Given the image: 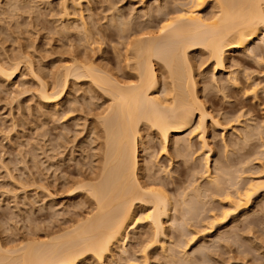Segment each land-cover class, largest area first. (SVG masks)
I'll return each mask as SVG.
<instances>
[{"label": "rangeland", "instance_id": "374dc122", "mask_svg": "<svg viewBox=\"0 0 264 264\" xmlns=\"http://www.w3.org/2000/svg\"><path fill=\"white\" fill-rule=\"evenodd\" d=\"M59 1L0 0V61L7 62L10 59L25 55L32 59V68L36 74L39 73L38 76L41 75L42 79L49 85H51V80L56 77V73L58 74L66 61L68 62V59L74 54L87 55V59L91 61L95 59L94 63L97 65L102 63L100 66L105 67L110 72L112 71V74H117L116 77H123L124 73L127 72V70H122V66L125 67L126 65V60L123 59L126 56L125 47L129 40L133 39V37L135 38L144 29L148 30L152 26L160 25L162 16L173 15L174 10L178 11V8L182 9L187 6L186 0H80L83 12L82 16L81 14L79 15L83 19L81 17H79L81 19H78L76 17L79 16L78 12L75 13L70 7L73 10H70L72 15H75L72 16L75 20L73 19V21L71 17V24L69 25L67 22L69 20L59 15ZM160 9L163 10L161 11ZM212 9L211 5H207L203 8L201 14L207 16L214 11ZM118 18H121V20ZM65 20L69 27L66 25ZM117 20L121 21L120 23L123 25L120 26V28L122 27L120 31L130 23L129 31H125L123 36H120L123 31L121 34L119 33V25L117 24L119 22ZM123 20L127 22L125 23ZM80 22L85 23L83 25L89 27L90 34H86L87 32L83 30L86 27ZM113 24L118 29H115ZM63 26L67 28L65 29ZM81 28L82 32L80 31ZM125 30H127V27ZM83 31L85 34H83ZM87 31L89 32L88 29ZM259 37L248 47L249 54L246 51L227 53L225 70L214 73L215 75L212 74L211 61L205 57L206 55L204 56V53L197 51L189 54L197 85L199 84L198 95L202 98L201 100L207 111L222 126L228 120L238 117L235 119L238 120V124L236 123L237 121L232 120L234 124L231 123L232 121L230 122L234 129L226 128L225 132L220 130L223 129L222 126H216L218 127L216 128L211 121L207 120L206 137L212 151L209 154L211 168L214 167L213 164H216V161H218L217 164L219 163L218 166L224 165L223 167L226 170L231 163H233L234 167H237L235 166L236 161L240 164L243 163L242 161L247 160L244 163V169L242 166L237 167L239 168L238 170L242 171L243 169L246 172V174H243L242 171V174H239L242 179L240 183L242 181L246 183L247 178H250L249 180H256L253 182L261 187L260 194L254 198L248 209L249 211H246L248 214L232 218L235 220H230L228 224L220 226L221 228L217 226L216 229H213L216 234L213 232L211 235H207L208 232L204 230L205 233H203L200 228L202 232H200L201 234L197 233V236L195 235L196 238H193V242L188 239L186 251L181 244H178L183 251L188 253V256H184L189 257L188 259L186 258L191 261L189 264H201L202 262H205L204 264H264V189H262L264 188V185H262L264 183V163H262L264 161L262 159L264 158V153H262L264 149H261L262 145H264V139L262 141L260 139L264 138V37ZM26 67V65L21 67V76H17L11 84H5L0 79V242L8 248L17 246L25 241V238L32 235H40L39 237L42 238L46 232L63 229V227L73 223L80 216H85L92 208V201L85 192L80 193V190L77 191V189L75 191V186H77L79 181L86 179L87 176L91 177L92 173L95 175L99 171L103 153L101 151L103 149V140H101L102 142L100 141L99 136L101 134L96 126V120L105 104L106 97H104V94L93 86L91 88L90 84H88L90 86L88 87L87 83L89 82L86 79L75 82H72L71 79L70 84H73H71L72 87L69 85L70 89L68 88L64 101L60 103V107L58 106L56 111H52L39 100L37 96L38 82L34 80L29 70H27L28 67L27 69ZM121 73L123 74L121 75ZM159 76L162 84L164 76ZM231 77L236 78V82L229 80ZM74 83L76 84L74 85ZM251 84L257 86L256 95L246 92L247 86H252ZM93 89L98 90L97 93ZM247 128L248 131H246ZM143 131L142 134H145H143L144 146L139 149L140 157L142 158L141 163L144 165L145 160L149 162L152 158L151 161H153L152 163L155 166L153 171L156 168L154 171L156 172L155 177L162 180L164 184L166 183L167 193L171 199H175V204L183 197H187L189 200L190 195L188 194L192 192L188 188L191 182L189 184L187 182L191 175L190 167L193 168L195 166L196 170L198 168L201 170V166L198 167L197 165L201 164V155L204 152L201 151L196 133L191 134L192 136L190 135L191 137L189 138L192 152L190 150L191 153H188L191 155L188 154V157L183 159L174 158L173 163L169 164L168 158L159 154L160 145L158 140L150 138L152 134L149 135V131V134L147 133L149 136L145 133L146 130ZM186 132L188 133V131ZM186 132L178 137L187 139L189 134ZM248 132H250V135ZM244 139L247 140L243 141ZM226 146L229 148L226 149ZM223 154H225L226 158ZM183 161H187L186 164ZM223 161L227 162L224 164ZM249 161L251 162L250 164L248 163ZM226 163H230V165L228 164V166ZM211 170L213 173V168ZM228 170L229 168L226 171ZM230 170L234 171L233 167ZM230 170L228 172H231ZM199 174L194 181L197 178V182L200 185L195 182L197 184L193 183V186H200L199 189L203 187L204 190L205 187L206 190L210 189V186L207 188L208 181L203 176L204 174L200 176ZM201 176L203 177L200 178ZM203 189L200 190L203 195L202 198L201 194L199 195L201 200L198 198V202L203 201L204 210H207L201 211L204 212V214L202 213L204 217L200 216L201 219L206 221L205 225H201L205 227L208 225V219L204 218H209L211 214L219 213L221 208H225L226 205L225 202H222V199H218L219 196L216 197L214 195L215 197H213L210 191H208L210 195H206L207 193H203ZM210 196L214 199L212 200ZM207 203L208 206L206 205ZM202 204L200 203V208ZM180 205H178V208L176 206L177 213L181 212ZM176 216L175 214L173 217ZM180 216L181 214L177 216L178 220H181ZM144 225V221H142L141 224H138V227L136 226L137 228L134 227L130 230L129 239H131H128V243L126 241L127 244L125 243L124 245L126 253L122 254V260L121 254L119 255L116 252L113 260L108 259L104 264H131L128 260H131L130 258L133 255L132 259L140 256V251H137V256L134 253L140 247L139 243L136 242H138L139 237L145 231V229H142ZM188 226H190L189 231L195 232L199 230L193 224ZM177 228L175 227L174 229L176 230ZM174 229L168 230L170 242L173 245L179 243L180 239L178 237L182 238L185 234L184 232H186L185 230L181 232V228L179 229L180 232L178 229V231H173ZM132 230H135L134 233ZM134 234H138L139 237ZM139 234L142 235L140 236ZM185 237H188L187 232ZM136 238L138 239L136 240ZM171 238L175 241L177 240V242L173 239L174 242H172ZM181 240L184 241V238ZM177 248L175 247L173 252L169 251L168 253L172 252V255L175 254L176 257H179L183 251L180 250L181 248ZM194 249L196 250L195 254L192 252ZM202 249H206L207 252L201 251ZM199 250L202 253L204 252L201 254H205L206 261H204V257L202 261ZM162 255L164 256L165 254H161L159 250H150L148 256L149 259H152L147 264H179L181 261L177 262L176 258L168 260V257L167 259L164 258L166 255L164 257ZM169 255L171 253L167 256ZM185 257L183 260H186ZM125 259L127 260L124 261ZM114 260L115 262H112ZM82 264L94 263L89 259V261H84Z\"/></svg>", "mask_w": 264, "mask_h": 264}, {"label": "bare ground", "instance_id": "6f19581e", "mask_svg": "<svg viewBox=\"0 0 264 264\" xmlns=\"http://www.w3.org/2000/svg\"><path fill=\"white\" fill-rule=\"evenodd\" d=\"M81 1H59V15L69 20L67 21L69 25L71 24L70 18L75 16L72 15L71 11L74 10L75 13L78 12V15L81 14L82 16ZM186 1V8L182 4L184 8H178V11L174 10L173 15L162 16L163 18L160 25L152 26L149 29L147 28L148 30L144 29L146 31L143 30V32L138 33L136 31L138 35L136 36L134 34L136 37H133L131 40H129V37L126 35L129 42L125 47V51L127 52L123 60H126V65L125 67L122 66V70H127V72L124 73L125 75H123V77H116L117 74H112V71L110 72L106 70L105 67H101L100 65L102 63L97 65L94 63L95 59L91 61L87 59V55H85V57L84 54L81 55L79 52L80 55L74 54L71 58L69 57L70 55L68 56L70 59H68V62L66 61L65 64L63 63L64 65L61 70H59L58 74L56 73V77L54 79L52 78L51 85L46 83L41 75L38 76L39 73L36 74L32 68V59H29V57L25 55L10 59L7 62L0 61V79L5 82V84H11L12 81L20 75L21 67L26 65L28 67V69L27 67L26 69L29 70L34 80L38 82L37 96L39 100H41L47 108L52 109V111H56L58 106L60 107V103L64 101L68 88L70 89L71 84H73H70L71 79L72 82L86 79L89 82L87 86L90 84L91 88L92 86L95 87L106 97L104 107H101L102 111L98 114L96 120V126L101 134L99 136L100 141L103 140V142L101 141L103 147L101 150L103 152H101V166L100 168L98 167L99 171L96 170L97 173L95 172V175L92 173L91 177L87 176L86 179L82 178V181L78 180L79 182L77 186H75V191L77 189V191L80 190V193L85 192L91 199L92 208L85 216H80V218H77L73 223L63 227V229H55V231L51 230V232H46L43 234L42 238L39 237L40 235H32L27 238L24 237L25 241L22 240L23 242H19L20 244L11 248L2 245L0 242V264H82V262L89 261V259L92 260L94 264H104L108 259L113 260V257L116 256V252H118L119 255L121 254L122 260V254L126 253L124 245L126 241L128 243L131 239H129L131 235L129 234L130 230L136 226L138 227V224H141L142 221H144L145 224L144 228H142L145 229L144 233H142L143 235L141 234V236L139 234L141 236L139 237L138 234H134L136 237H139V239L136 238V240L138 239L136 243H139L140 246L139 249H136V253L134 254L136 255L138 253L137 251H140L141 255L132 259V257H134L133 255L128 262H131V264H147L148 261L152 259H149L148 256L150 250L155 249L156 251L159 250L161 254H165V257L162 255L165 259H167V257L168 260L176 258L177 262L181 260L179 264H183V262H187L189 258L185 257L188 256V253L185 252V248L188 245L187 243L189 240H194L197 233L203 230V233L208 232L207 235H211L213 232L215 233L213 229H216L217 226L226 225L230 220H235L232 218L246 215V211L251 206L254 198L256 196L258 197L260 194L261 187L253 182L256 180H249L250 178H247V180L245 179L246 183L243 181L241 182L243 184L240 183L242 179L240 178L241 175L239 177V174H242L244 163L247 161L245 159V161H242L243 163L240 164H238V161H236L237 163L235 162V166L243 167V169L240 167L242 171L238 170L239 168L234 167L233 163H231L234 169V171H232L230 170V168H232L230 163H226L230 165L227 169L229 168L231 172H228L229 170L226 171L227 169L225 170V167H223L224 165L220 167V165L218 166L219 163L217 164L218 161H216V164H213L214 167L212 168L214 172L212 173L209 155L212 151L206 137V130L208 127L207 120L211 121L215 127H220L222 124L207 111L201 100L202 98L198 95L199 84L197 85L189 54L197 51L202 54L204 53V56L206 55L205 57L211 61L212 74L225 70L227 53L232 51H246L249 54L248 47L254 40L260 38L259 36L264 37V0ZM207 5H211L214 11L205 16V14L202 15L201 12H203V8ZM70 7H72L73 10H71ZM74 12L73 14H75ZM81 16L79 15L76 17L81 19ZM110 17L112 18V16ZM73 19L74 17H72V20ZM118 19L121 20V18ZM117 21L119 22L117 23L119 25V33L121 34L123 31L120 36H123L125 31H129L128 28L130 23L120 31L122 28H120V26L123 25L120 23L121 21ZM123 22L126 23L127 21L123 20ZM80 23L82 25L85 24L82 22ZM113 23H115V21H113ZM68 24L66 23V25ZM66 25L64 24V26ZM64 26L63 28L66 29L67 27ZM84 27H86V29H83L87 32L86 34H90L89 27H87V25ZM113 27L118 29L114 24ZM126 27L127 30H125ZM80 31L82 32V28ZM84 31L83 34H85ZM122 74L123 73H121V75ZM159 75L164 76L162 84ZM212 77L214 76L212 75ZM235 79L236 78L231 77L229 80L236 82ZM75 84L76 83H74V85ZM251 85L252 86L248 85L247 89L245 88L247 90L246 92L256 95L257 86H255V84ZM95 91L96 90H94V92ZM94 95L96 94L94 93ZM237 118L236 116V118L232 120L235 122L237 121L236 123L238 124V120H235ZM232 120H228L226 122L227 124L224 123L225 125L222 126L223 129L220 130L225 132L226 128H233L231 126L232 124H230ZM233 121L231 123H233ZM248 128L246 131H248ZM143 130H146V134L148 131L150 133H148L149 135L152 134L150 138L158 140L160 145L159 154L168 158L169 164L173 163L174 158L183 159L188 157V154L191 155L190 153L192 150L190 149L191 144L189 143V138L193 133H196V137L199 141L198 143H200V148L202 149L201 151H204L201 155V164L197 165L198 167L201 166V170L197 167V171L195 166L193 168L190 167L192 171L190 169L191 175L187 182L188 184L191 183L189 184L190 187H188V185L187 187L190 188L192 192L188 194L190 195L189 200L187 197L182 198V195V199H178L179 202H182L179 203L177 202L178 200L175 201L178 205H182H180L181 212L179 211L181 220L177 218V216L180 215L177 213V208L179 206L174 203L175 199H171L168 195L167 189L165 188L167 187L165 186L166 183L164 184L162 180L155 177L156 172L154 171L156 168L153 171L155 166L152 163L153 161H151L152 158L149 162L145 160L144 165L141 163L142 158L140 157L139 149L144 146ZM186 131H188V133ZM184 132L189 134L188 137L186 136L187 139L178 137ZM249 133L250 132H248V134ZM238 137H240V135H238ZM260 139L262 141L264 138ZM227 148L229 147L226 146V149ZM261 149H264V145H262ZM223 156L225 157V154H223ZM183 162L186 164L187 161ZM259 162L261 163V161ZM248 163L250 164L251 162L249 161ZM262 163H264V161H262ZM244 173L246 174L245 171H243V174ZM198 174L199 176L204 174L203 176H205L206 181H208L207 188L210 186V189L206 190L205 187L204 190L203 187L199 189L200 186H193V183L197 182V178L196 181L194 180ZM144 178L146 179L144 180ZM262 185H264V183H262ZM202 189L203 193H207L206 195H210L208 192L210 191L213 197H215L214 195H216V197L219 196L218 199H222V202H225L226 205L225 208L221 206L223 208H221L219 213L211 214L209 218H204L210 221H207L208 225L205 227L201 225H205L206 221L201 219L200 216H202V213L204 214V212L201 211H205L206 209L204 210L203 201L198 202V198L201 200L199 195ZM72 191H74V189H72ZM202 195L203 194L200 195L201 198ZM212 196L210 197L212 198ZM213 199L214 198H212V200ZM200 203L203 208L199 207ZM206 205L208 206V203ZM206 205L205 207H207ZM175 214L177 216L173 217ZM202 217H204V215ZM190 223L199 230L195 232L189 231L190 226L188 225L192 226ZM175 227H178V230L181 228V232L185 230L187 236L190 238L185 237L186 232H184V236L181 235L184 241L181 240L182 238L178 237L180 239V241L178 239L179 243L174 245L173 243L171 244L168 230L174 229ZM186 227L188 228L186 229ZM177 229L173 231H178ZM186 238L187 240H185ZM172 239L173 238H171V240ZM173 240L172 242L175 241ZM175 242H177V240ZM168 244L169 248L167 247ZM178 244H181L185 251H183L182 247ZM174 246L181 248L180 250L183 251L179 257H176L175 254L172 255L173 249L175 248ZM200 247H202V245ZM227 247L229 248V246ZM180 250L178 251L181 252ZM169 251H172L170 252L171 255H169L170 258L167 256L170 254L168 253ZM195 251L194 249L192 252L195 254ZM201 251L207 252L206 249H202ZM201 253L202 252H200V254ZM202 254L200 256H202L203 261V257L205 258L206 256ZM182 255L183 257L181 258ZM184 257L187 259L183 260ZM206 259L207 258H205L204 261H206ZM126 260L127 259L124 261ZM112 262H115V260ZM186 262H184V264H189L191 261Z\"/></svg>", "mask_w": 264, "mask_h": 264}]
</instances>
